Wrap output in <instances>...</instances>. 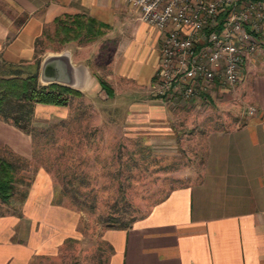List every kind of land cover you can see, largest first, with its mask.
Instances as JSON below:
<instances>
[{
	"label": "crops",
	"instance_id": "0c3cea01",
	"mask_svg": "<svg viewBox=\"0 0 264 264\" xmlns=\"http://www.w3.org/2000/svg\"><path fill=\"white\" fill-rule=\"evenodd\" d=\"M64 13H83L103 23L102 34L110 36L112 43V70L107 74L110 80L106 79L113 89L111 95H102L98 77L82 54L84 46L67 45L71 61L81 66L74 102L84 97L94 106L98 98L107 102L122 92L137 93L140 99L135 98L128 109L99 110V114H106V121L90 128L89 143L104 141L110 135V143L133 144L134 150H140L142 144L151 143L150 137L162 139L160 123L146 127L149 120L163 114L164 96L155 95L151 85L162 34L153 24L139 19L126 0H0V66L3 61H32L35 39L44 25ZM258 35L263 41L264 32ZM262 47L264 43L257 47L255 56L256 50H244L238 80L249 84L246 99L253 114L240 123L206 131L197 180L173 184L129 221L105 226L101 233L106 246L102 264H264ZM38 104L43 109H86L69 102ZM98 128L105 131L101 137L93 133ZM1 137L18 148L30 140L21 135V142L2 121ZM28 205L24 204L23 217L0 215V264H32L39 252L36 239L42 237V229L38 231L41 224Z\"/></svg>",
	"mask_w": 264,
	"mask_h": 264
},
{
	"label": "rangeland",
	"instance_id": "374dc122",
	"mask_svg": "<svg viewBox=\"0 0 264 264\" xmlns=\"http://www.w3.org/2000/svg\"><path fill=\"white\" fill-rule=\"evenodd\" d=\"M72 35L73 31L56 34L54 21L44 25L35 42L37 55L42 58L48 52L66 49L68 44L81 43L82 54L96 77L110 80V36L101 32L79 39ZM261 55L264 59V52ZM246 86L249 84L243 79L233 85L216 81L188 102L163 97L161 118L155 116L146 125L160 123L163 128L158 133L163 138L150 137L151 143L142 144L140 150H134L133 144L110 143V135L104 141L89 143L90 128L106 121V114L98 111L128 109L135 98L140 100L134 92H122L107 102L98 98L94 106L84 97L75 103L74 94L69 95L66 104L86 109H43L35 102L30 132L0 118L21 142V135L30 139L18 148L0 138V155H15L20 163L14 193L8 202L0 201V215L23 217L25 203L38 215L42 237L37 236L39 252L32 264H102L106 246L101 233L105 226L129 221L171 185L197 180L206 131L240 123L253 114L254 109L247 105ZM100 130L93 133L101 137L105 131Z\"/></svg>",
	"mask_w": 264,
	"mask_h": 264
},
{
	"label": "built area",
	"instance_id": "2783aa9c",
	"mask_svg": "<svg viewBox=\"0 0 264 264\" xmlns=\"http://www.w3.org/2000/svg\"><path fill=\"white\" fill-rule=\"evenodd\" d=\"M161 31L155 95L186 101L216 80L235 84L244 50L262 43L264 0H126ZM223 12L220 20L218 15Z\"/></svg>",
	"mask_w": 264,
	"mask_h": 264
},
{
	"label": "trees",
	"instance_id": "16d2710c",
	"mask_svg": "<svg viewBox=\"0 0 264 264\" xmlns=\"http://www.w3.org/2000/svg\"><path fill=\"white\" fill-rule=\"evenodd\" d=\"M221 20L223 12L218 15ZM55 33L62 32L63 36L70 34L71 37L93 35L103 32L100 29L103 23L88 17L83 13H64L54 17ZM98 25L99 27H97ZM38 37H36L35 42ZM67 38V37H66ZM41 57L37 55L34 45V59L32 61L6 62L0 66V118L12 122L26 132H30L31 115L35 102L64 104L69 95L79 93V90L56 81L47 83L40 82L38 69ZM98 81L106 94L111 95L113 89L109 82L101 76ZM11 158L0 155V201L8 202L14 193L16 172L20 163L15 155Z\"/></svg>",
	"mask_w": 264,
	"mask_h": 264
},
{
	"label": "water",
	"instance_id": "95a60500",
	"mask_svg": "<svg viewBox=\"0 0 264 264\" xmlns=\"http://www.w3.org/2000/svg\"><path fill=\"white\" fill-rule=\"evenodd\" d=\"M80 67L71 61L67 48L48 52L40 60L38 78L43 83L56 81L74 87L78 84Z\"/></svg>",
	"mask_w": 264,
	"mask_h": 264
}]
</instances>
